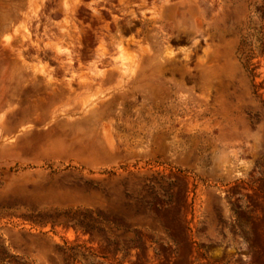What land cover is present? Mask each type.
Here are the masks:
<instances>
[{
	"label": "rangeland",
	"instance_id": "obj_1",
	"mask_svg": "<svg viewBox=\"0 0 264 264\" xmlns=\"http://www.w3.org/2000/svg\"><path fill=\"white\" fill-rule=\"evenodd\" d=\"M0 264H264V0H0Z\"/></svg>",
	"mask_w": 264,
	"mask_h": 264
}]
</instances>
